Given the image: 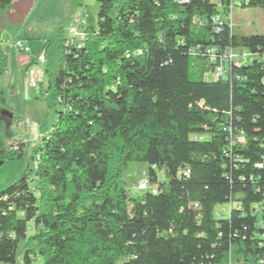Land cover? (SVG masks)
<instances>
[{
  "label": "trees",
  "instance_id": "trees-1",
  "mask_svg": "<svg viewBox=\"0 0 264 264\" xmlns=\"http://www.w3.org/2000/svg\"><path fill=\"white\" fill-rule=\"evenodd\" d=\"M96 2L80 47L59 29L40 48L60 110L36 168L0 191V264L19 245L23 264H264V34L233 33V0ZM240 48L251 58L207 79ZM134 163L154 193L129 195Z\"/></svg>",
  "mask_w": 264,
  "mask_h": 264
},
{
  "label": "rangeland",
  "instance_id": "rangeland-1",
  "mask_svg": "<svg viewBox=\"0 0 264 264\" xmlns=\"http://www.w3.org/2000/svg\"><path fill=\"white\" fill-rule=\"evenodd\" d=\"M84 5V17L88 21L90 18L95 20L99 9L96 0H85ZM81 7L82 1L78 0H12L0 13V45L10 60V66L0 80V191L24 175L34 150L43 145V137L56 122L60 110L58 104L49 107L45 100V81L42 87L36 85L33 88L26 83L40 67L30 62L37 57L43 42L57 30L61 29L63 38L68 36L69 26L81 12ZM231 21L236 35L264 34V9L261 7H242L239 0H233ZM17 40L23 41L30 51L23 54L16 50L14 43ZM17 54L26 57L22 68L12 65ZM233 54L240 56L247 51L240 48L233 50ZM213 77L209 74L207 79ZM18 137L26 143L23 158L6 160L4 153L9 142ZM146 172L144 164L134 163L129 167L123 178L129 195L138 194V181ZM156 174L157 181L161 182L164 173L157 170ZM22 247L19 245L17 249L16 264H23ZM30 264H42V260L33 257Z\"/></svg>",
  "mask_w": 264,
  "mask_h": 264
},
{
  "label": "built area",
  "instance_id": "built-area-1",
  "mask_svg": "<svg viewBox=\"0 0 264 264\" xmlns=\"http://www.w3.org/2000/svg\"><path fill=\"white\" fill-rule=\"evenodd\" d=\"M82 1V7H81V12L75 16L72 20V23L69 26L68 29V36L65 38V46H71L75 45L76 47H80L82 43L86 39V28L88 25V20L84 17V2L85 0H80ZM245 3L246 0H243ZM217 20L219 19L218 17L216 18ZM229 21H231V17L229 16ZM14 48L20 52L28 53L30 50L28 46L21 40H17L14 43ZM208 53H213V50H209ZM250 59V54L247 52V54H242L240 56L234 55L233 50H228L221 55L218 56L217 60L215 56H211L210 60L213 62V76L215 78L218 77H225L226 75V67L229 66L230 64H240L245 62L246 60ZM45 53L44 51H39L37 57L34 59V63L38 64L40 67L35 69L36 71L28 78L27 83L29 86H36L39 84H43L45 81V70H44V65H45ZM18 141L25 142L23 138H18L17 140H13L9 142L8 145V150L10 151H16L18 149ZM37 160L38 156H33L32 157V165L34 168H36L37 165ZM137 189L138 191H146L149 190L151 192H155L154 188L149 185V182L146 177H142L137 184ZM197 207V204L194 205ZM234 206V204H228L226 207L221 208V211L224 213H227L230 208Z\"/></svg>",
  "mask_w": 264,
  "mask_h": 264
},
{
  "label": "crops",
  "instance_id": "crops-1",
  "mask_svg": "<svg viewBox=\"0 0 264 264\" xmlns=\"http://www.w3.org/2000/svg\"><path fill=\"white\" fill-rule=\"evenodd\" d=\"M85 5H86V3H85ZM21 53L24 54V52H21ZM6 56H7V66H6V68H5L4 73H6V71H7L6 69H8L9 66H10V64H9V62H10L9 57H8L7 54H6ZM25 59H26V57L19 56V55L17 54V55L14 56V62L12 63V65L20 67L21 64H23V65L26 64ZM30 63H31V62H30ZM23 65L21 66V68L23 67ZM4 73H3V74H4ZM3 74L1 75V77L3 76ZM1 77H0V80H1ZM26 83H27V82H26ZM27 84H28V83H27ZM43 84H44V83H43ZM43 84H39V85H37V86L42 87ZM28 86H29V84H28ZM37 86H35V87H37ZM29 87H30V88H33L32 86H29ZM33 153H34V152H33ZM32 155H33V154H32Z\"/></svg>",
  "mask_w": 264,
  "mask_h": 264
}]
</instances>
